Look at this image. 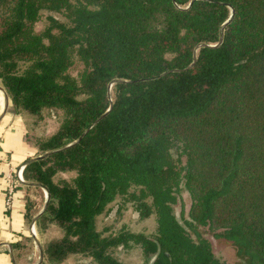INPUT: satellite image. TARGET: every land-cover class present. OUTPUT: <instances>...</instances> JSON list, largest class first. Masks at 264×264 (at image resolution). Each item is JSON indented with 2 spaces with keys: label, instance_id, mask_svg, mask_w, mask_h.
<instances>
[{
  "label": "trees",
  "instance_id": "obj_1",
  "mask_svg": "<svg viewBox=\"0 0 264 264\" xmlns=\"http://www.w3.org/2000/svg\"><path fill=\"white\" fill-rule=\"evenodd\" d=\"M0 83L11 112L59 114L36 155L91 126L23 168L49 193L39 230H62L42 264H123L137 246L148 264H226L197 225L264 264V0H0ZM116 200L154 214V234L99 229Z\"/></svg>",
  "mask_w": 264,
  "mask_h": 264
},
{
  "label": "crops",
  "instance_id": "obj_2",
  "mask_svg": "<svg viewBox=\"0 0 264 264\" xmlns=\"http://www.w3.org/2000/svg\"><path fill=\"white\" fill-rule=\"evenodd\" d=\"M0 87L3 88L1 83ZM3 103L0 104V264H41L43 248L37 226L41 215H37L44 203L39 205L37 193L45 192L42 187L29 185L26 180L21 182L17 177L20 167L37 156L36 148L26 138L22 115L10 111V100L1 116L4 95Z\"/></svg>",
  "mask_w": 264,
  "mask_h": 264
},
{
  "label": "rangeland",
  "instance_id": "obj_3",
  "mask_svg": "<svg viewBox=\"0 0 264 264\" xmlns=\"http://www.w3.org/2000/svg\"><path fill=\"white\" fill-rule=\"evenodd\" d=\"M48 14L49 12H43L42 17L35 25V29L41 30L45 27L47 24L46 15ZM55 16L63 20L62 16L58 14H55ZM80 67L81 65L76 63L72 67L71 71L75 73L78 69H80ZM9 109H11L10 105ZM21 115L24 126L27 129V135H29L27 139L32 144L36 143L37 138L47 137L52 134L58 127L60 118L59 114L48 110L42 113L40 119L26 113H21ZM73 174L74 173L72 172H61L56 175L55 179H70ZM37 195L39 198V205L41 206L45 201V194L40 192L37 193ZM177 198V203L172 204L173 211L178 217L179 215H182L187 218L188 210L191 204L189 193L183 189L180 193H178ZM117 203L118 200L111 203V210L108 213L97 217L96 225L99 229L109 228L108 232H114L118 231L122 226H125L127 229L135 232H144L147 235L154 234L157 227L154 214L146 218H140L130 204H127L125 207L117 210ZM46 225L49 226H46L45 230L40 231L41 235H39L43 247L47 242L59 238L62 235V230L59 226H56L53 223H47ZM195 228L196 231L202 235V237L209 240L215 257L220 261L226 264H247L246 258L237 254L236 246L231 241L218 236V234L221 233L220 229H212L208 225H197ZM191 235L194 239H196L194 232H192ZM115 255L122 260L123 264H148V261L144 259L139 246L126 251L117 249ZM57 264H93V262L90 257H85L81 254H72Z\"/></svg>",
  "mask_w": 264,
  "mask_h": 264
},
{
  "label": "water",
  "instance_id": "obj_4",
  "mask_svg": "<svg viewBox=\"0 0 264 264\" xmlns=\"http://www.w3.org/2000/svg\"><path fill=\"white\" fill-rule=\"evenodd\" d=\"M232 14H233V11L231 12V16H232ZM228 21H229V19L223 23V25H222L221 28H224V26L228 23ZM221 41H222V38H220L218 44H220ZM206 45H207V44H200V45H198L196 48H198L199 46H206ZM194 61H195V54H194L193 62H194ZM193 62L190 64V66L193 64ZM116 81H124V80L119 79V80H116ZM0 89H1V91L3 92L4 98H5V105H4V108H3L2 114H1V116H3V115L5 114L7 108H8L9 97H8L6 91L4 90V88L0 87ZM110 108H111V104H110V106L108 107V109L106 110V112L103 113L102 115H100V116L94 121L93 124H95L99 119H101L103 116H105L106 113L110 110ZM93 124H92V125H93ZM90 127H91V126H90ZM90 127H89V128H90ZM89 128H87V129H86V130H85V131H84V132H83V133H82L77 139H75V140L72 141L71 143L67 144L66 146H64V147H62V148H59V149H56V150H61V149H64V148L70 147V146H72L73 144L77 143V142H78V141L84 136V134L88 131ZM56 150L51 151V152H55ZM51 152H49V153H47V154H45V155H37V156H34V157L30 158V159H28V160L23 164V166H25L27 163H29V162H31V161H34V160H37V159L43 158V157H45L46 155L50 154ZM25 183H27V184H29V185H33V186H40V187H42V188L44 189V192H45V201H44V204H43V207H42L41 211H40V212L38 213V215H37V216H40V215L45 211V209H46V207H47V204H48V200H49V193H48V190H47L44 186H42L41 184H39V183H37V182H25ZM32 226H33V225H32ZM42 260H43V253L40 254V263L42 262Z\"/></svg>",
  "mask_w": 264,
  "mask_h": 264
},
{
  "label": "built area",
  "instance_id": "obj_5",
  "mask_svg": "<svg viewBox=\"0 0 264 264\" xmlns=\"http://www.w3.org/2000/svg\"><path fill=\"white\" fill-rule=\"evenodd\" d=\"M23 168H24V166H21L20 169H19L18 172H17V177H18V179H19L21 182L24 181V178H23V175H22ZM32 229H33V228H32Z\"/></svg>",
  "mask_w": 264,
  "mask_h": 264
},
{
  "label": "bare ground",
  "instance_id": "obj_6",
  "mask_svg": "<svg viewBox=\"0 0 264 264\" xmlns=\"http://www.w3.org/2000/svg\"><path fill=\"white\" fill-rule=\"evenodd\" d=\"M0 104L2 105V104H4L3 103V94H2V92L0 91ZM3 108V107H2Z\"/></svg>",
  "mask_w": 264,
  "mask_h": 264
}]
</instances>
